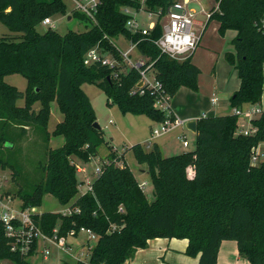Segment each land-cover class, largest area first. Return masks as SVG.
Returning a JSON list of instances; mask_svg holds the SVG:
<instances>
[{
    "label": "trees",
    "instance_id": "trees-1",
    "mask_svg": "<svg viewBox=\"0 0 264 264\" xmlns=\"http://www.w3.org/2000/svg\"><path fill=\"white\" fill-rule=\"evenodd\" d=\"M172 2L102 0L96 22L76 9L72 17L84 19L87 28L61 34L52 26L43 32L39 27L45 17L65 14L66 0H0V20L13 32L0 36V152L7 143L14 146L17 135L13 127L33 122L47 128L53 100L64 114L47 135H62L65 142L49 149L39 164V181L29 184L9 164L17 184L14 193L21 199L22 208L40 207L48 193L63 205L81 207L80 213L70 216L59 211L36 214V223L48 235H53L55 228L59 236L67 235L80 226L90 227L99 235L89 262L64 260L61 264H122L156 237L187 238L186 253L199 254L198 264H217L222 241L232 239L237 241L242 256L253 264H264V162H250L253 146L264 142V111L253 119L258 131L251 135L236 133L239 116L234 112L201 116L197 119L195 148L178 154L164 155L157 143L150 149L141 143L127 146L125 150L133 149L138 162L147 165L152 193L141 187L125 159L122 165L116 163L118 157L113 152L104 160L107 162L94 182V191L79 194L78 168L73 158L88 162L107 142L102 127L95 126L97 114L82 88L84 83L95 82L108 95V102L117 103L123 113H146L156 121L174 116L156 107L154 89L135 90L140 79L136 68L120 72L101 62L85 64V54L91 47L117 54L112 38L125 35L137 42L141 53L153 62L162 93L172 97L182 86L198 87L200 67L192 61L193 54L177 60L156 45L163 32L161 20ZM142 5L159 15L147 34L132 32L126 26L129 16L123 11V7ZM263 15L264 0H220L219 10L210 18L219 20L222 33L227 29L237 32L231 41L235 52H225L240 79L231 96L232 107L262 100L264 31L258 22ZM11 73L26 77L25 90L5 80ZM19 99L25 103L18 104ZM37 101L41 103L39 111L32 107ZM1 165H8L3 157ZM112 224L120 227L111 232ZM3 259L31 264L25 255L12 249V240L1 224Z\"/></svg>",
    "mask_w": 264,
    "mask_h": 264
},
{
    "label": "rangeland",
    "instance_id": "rangeland-1",
    "mask_svg": "<svg viewBox=\"0 0 264 264\" xmlns=\"http://www.w3.org/2000/svg\"><path fill=\"white\" fill-rule=\"evenodd\" d=\"M206 1L209 6L216 5L217 3V0ZM66 4L67 11L65 14H58L52 17V20L55 23L53 29L61 34H65L69 30H85L87 28V22L84 19L74 16L72 17L73 11L76 10L74 0H66ZM70 15L71 18H69ZM200 17L203 16L200 15ZM137 19L143 26L148 25L147 14L145 12H139ZM152 20H157L156 15L152 17ZM164 21L165 15L162 18L161 23L163 24ZM48 27H50V25L42 24L40 25L39 30L43 32ZM219 27V20L215 18L211 19L201 35L197 48L193 52V61L200 67L198 87L193 89L182 86L170 99L172 111L181 118H185V116L188 115L199 118L204 114H206V116L229 114L232 111L231 96L235 92L233 90L237 86L239 76L235 64L230 63L226 59L225 52H235V48L231 41L236 35L235 31L232 29H227L222 33ZM9 33L13 32H11L0 20V36ZM112 41L116 45L117 49L114 46L113 47L119 56L115 51L101 50L117 62L115 68L120 72H126L131 68L123 60L122 56L120 58V55L121 51L127 50L132 42L127 36L122 34L113 37ZM137 53V49H134L131 54L133 59H136ZM5 80L9 84L17 86L20 90H25L28 86V80L20 73H11L6 76ZM214 85H217L221 95V98L216 105H213L211 100V93ZM82 88L91 99L97 114L98 123L104 130V137L107 141L100 145L98 155L93 157L90 161L84 162L78 158H73L76 164L86 167L92 177H94V174H92L94 166L97 163H103L104 160L110 158L113 152H116L118 157L116 163L122 165L121 162L125 159L127 165L133 170L139 182L144 180L149 181L147 193H152L153 183L148 174L147 165L138 162L133 149L125 150V148L136 143H141L146 149H150L156 142H166L168 148V151L166 152L168 155H173L176 152L180 153L183 149L190 150L195 148L196 133L187 127L178 126L163 135L153 138L152 129L157 123H159V121L152 119L146 113H123L117 103L108 102V95L95 82H86L83 84ZM24 103V99L18 100V104L23 105ZM245 104H248L245 105L248 107L254 105L259 106L261 104L264 105V93L261 103ZM32 107L35 111H39L41 103L37 101ZM63 117L64 114L60 110L58 102L53 100L51 102V115L47 128L44 129L39 127L33 122L13 127L17 135L13 140L14 146L7 143V147L4 146L1 149L0 157H3L8 165H1L0 174L7 177L8 182H6L5 188L7 191L12 190L11 194L14 196V200L17 204L22 203V201L14 193V191L17 190V184L15 181L14 170L10 165L13 164L29 184L39 181L42 174L39 164L46 159L50 148L59 147L65 142V138L62 135H49V137L47 135V131L52 132ZM239 122L245 124L242 118H239ZM183 134H185L190 140V145L188 147H184L179 139V136ZM262 146L264 147V143ZM83 176L84 172L78 171L79 179L83 178ZM63 207L64 205L61 204L53 194L48 193L44 196L42 205L36 207V210L39 213L45 211L60 212V209ZM86 238L87 236L85 234H81L77 239L70 237L69 241L73 243L74 249L78 248L79 250L82 247V243L86 242ZM51 249L52 254L50 260L54 264H59L64 260L74 261V258L71 255L59 249L56 245L51 244ZM27 259L31 264H41L43 262V257H41L40 254L28 257ZM0 264L17 263L11 259H3L0 260Z\"/></svg>",
    "mask_w": 264,
    "mask_h": 264
},
{
    "label": "built area",
    "instance_id": "built-area-1",
    "mask_svg": "<svg viewBox=\"0 0 264 264\" xmlns=\"http://www.w3.org/2000/svg\"><path fill=\"white\" fill-rule=\"evenodd\" d=\"M76 9L84 12L92 21L96 22V14L102 0H74ZM220 0H217L216 5L209 6L206 0H174L168 7L165 14V21L162 24L163 32L156 40V45L159 49L169 57L177 60H184L192 55L197 48L201 35L208 25V22L214 12L219 10ZM123 11L128 14L126 26L132 32L142 31L144 34L149 33L158 21V13L147 9L144 5L140 8L123 7ZM139 12L147 14L148 25L143 26L137 19ZM156 15L157 20L153 21L152 17ZM202 15L203 17H200ZM43 24L55 27L52 17L48 16L43 19ZM258 27L264 31V15L258 22ZM132 44L127 50L121 51L123 60L130 68L139 70L140 79L136 84L135 90L143 92L145 89H154L157 95L156 106L163 110L167 115L173 114V118H166L159 121L152 129V137L163 135L175 127L186 126L187 118H181L176 115L170 106L169 95L160 91L162 87L161 81L158 79L153 68V62H149L148 57L143 55L138 48V43L131 40ZM134 49H137V57L133 59L131 54ZM95 62H101L110 67H115L117 62L110 58L106 53L102 52L97 46L91 47L85 54L84 63L92 65ZM118 75V73H116ZM213 102L218 100V97L212 98ZM264 110L258 105L242 109L234 107L233 112L242 118L246 125H241L239 122L236 130L237 134L251 135L258 131V127L254 125L253 119L262 114ZM205 116V115H203ZM184 147L190 145V140L185 134L179 136ZM264 142H260L253 146L250 154V162L252 164H260L264 162ZM107 162V161H103ZM103 163H97L94 166L92 174L87 168L77 164L78 171L84 172L83 178L79 179V194L94 191V182L102 172ZM8 179L5 175L0 174V225H4L6 234L12 240V249L19 251L27 258L34 255H41L43 262L41 264H54L50 260L52 254L51 244L56 245L59 249L65 251L74 258V261L89 262L95 242L99 235L90 227L80 226L72 228L67 235H58V228L54 229L53 235L46 234L41 227L36 223L34 216L39 212L36 207L22 208V203L17 204L14 196L8 193L5 184ZM148 180L140 182L141 187L147 191ZM121 211H124L122 206ZM81 212V207L74 204H66L60 213L64 216H70ZM120 226L112 224L110 231L117 230ZM87 236L86 242L82 243V247L78 250L74 249L73 243L69 241L70 237L77 239L79 235ZM61 264V262L59 263ZM105 264V263H101Z\"/></svg>",
    "mask_w": 264,
    "mask_h": 264
},
{
    "label": "crops",
    "instance_id": "crops-1",
    "mask_svg": "<svg viewBox=\"0 0 264 264\" xmlns=\"http://www.w3.org/2000/svg\"><path fill=\"white\" fill-rule=\"evenodd\" d=\"M236 34L237 32L235 31V35ZM192 61H193V56H192ZM195 64L198 65L197 63ZM239 85H240V79H238L237 86L234 88L233 91H236ZM263 93H264V89H263ZM214 97H218V100L216 102H213L212 100V98ZM220 98L221 95L218 90V87L217 85H214V88L212 89V93H211L212 104L216 105L220 100ZM262 99H263V94H262ZM261 102L262 100L260 101V103ZM245 105L248 104H244L241 108L242 109L248 108V106ZM259 107L264 110L263 104L259 105ZM233 109L234 108L232 107V111L230 113L233 112ZM217 115H222V114H217ZM185 118L190 120L198 119L192 115L185 116ZM241 125L244 126L246 124L242 123ZM156 143L160 146L163 154L168 156L166 152L168 151L166 142H156ZM183 151L186 150L183 149ZM175 154H178V152H176ZM188 243L189 240L187 238H177V237L152 238L149 240L148 245L146 247L137 249L135 254L122 264H198L200 257L199 254L196 256H192L186 253ZM217 264H253V263L240 254L236 240L226 239L223 240L220 245Z\"/></svg>",
    "mask_w": 264,
    "mask_h": 264
},
{
    "label": "water",
    "instance_id": "water-1",
    "mask_svg": "<svg viewBox=\"0 0 264 264\" xmlns=\"http://www.w3.org/2000/svg\"><path fill=\"white\" fill-rule=\"evenodd\" d=\"M69 18H71V15L69 16ZM95 126L98 128L101 127L98 121L95 123ZM186 126L188 129L192 130L193 132H196L197 131V119L188 120L186 123Z\"/></svg>",
    "mask_w": 264,
    "mask_h": 264
}]
</instances>
